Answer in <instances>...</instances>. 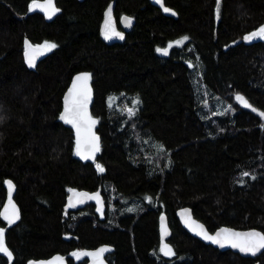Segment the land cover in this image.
Here are the masks:
<instances>
[{"label":"trees","instance_id":"trees-1","mask_svg":"<svg viewBox=\"0 0 264 264\" xmlns=\"http://www.w3.org/2000/svg\"><path fill=\"white\" fill-rule=\"evenodd\" d=\"M111 1L56 0L60 12L48 22L28 13L32 0H0V212L6 179L21 212L13 226L0 216L13 253L12 261L0 254V264L102 244L114 247L109 264H264V250L253 257L221 251L176 216L189 206L211 231L264 233V39L242 40L264 26V0H165L177 17L149 0H117L116 17L130 15L134 25L109 44L100 26ZM45 43L56 47L29 67L25 48ZM81 70L91 73L99 120L95 163L75 157L74 132L60 119ZM236 89L251 108L228 113ZM74 190H99L104 208L68 211ZM162 214L171 258L160 252ZM86 262L68 257V264Z\"/></svg>","mask_w":264,"mask_h":264},{"label":"snow or ice","instance_id":"snow-or-ice-1","mask_svg":"<svg viewBox=\"0 0 264 264\" xmlns=\"http://www.w3.org/2000/svg\"><path fill=\"white\" fill-rule=\"evenodd\" d=\"M41 8L45 12L48 13L49 17L54 15L59 9L55 8L53 0H46V3L40 4L38 0H32V9ZM164 11H171L168 8H165ZM219 14V6L217 7V15ZM108 20L105 22V30L104 36L106 39H112L113 36H119L123 38V34L116 32L114 27H112L111 22V8L108 10ZM124 22L126 25H131V18L125 17ZM264 39V26H261L257 31L250 33L245 36L244 39L251 41L253 39ZM187 37L184 38L186 40ZM177 44L183 43V41H177ZM45 50H51L56 47L55 44L45 43L42 46ZM171 47V45H170ZM33 46L31 44L28 45V50L26 51V56L28 58V63L30 66H35V57L33 55ZM158 51L167 54L168 49H158ZM90 74H82L76 77V81L78 83H74L73 89L70 90L68 97L65 100V110L61 119L65 120L67 123L73 124L76 127L77 134V147L76 153L77 155H81L83 159H95V153L98 152L99 149V137L95 136L94 133L91 132V127L94 126L97 121L91 119L87 113V103L90 100V89L88 88V81L90 80ZM236 99L240 101L244 106L251 108V105L248 104L247 100L240 95H237ZM137 103L139 101L137 100ZM127 111L134 115L133 109H127ZM261 116H264V112L260 113ZM97 168L99 171L103 172L104 168L102 165L97 164ZM244 175H249L248 173H244ZM9 185V195L11 191L14 189V185H12L11 181L8 182ZM87 194L84 193H75L77 197V203H82L83 201L79 199L81 196H85ZM88 199H98V194L88 196ZM10 209L6 208L4 212V218L9 221V223H13L15 220L19 219V211L15 207L14 204L11 203V199L9 198ZM70 207L75 206L71 201L69 204ZM187 213V210H185ZM163 219V218H162ZM186 223H189L192 226V230L197 232L199 235L203 236L204 239L210 240L216 244H219L223 247L225 244L231 245L234 248H238L240 251L245 253H251L255 255L258 251L264 249V233L251 231L247 233L234 232L228 229H222L220 232H217L215 236L209 235L207 231L203 228L202 225L196 224L194 221H191L190 215H186ZM194 225V226H193ZM162 230L165 235H167V226L166 224L162 225ZM107 248H101L94 253H73L74 256L87 255L92 256L96 260V264H103V253L108 251ZM161 251L166 256L175 255L172 248L165 244ZM0 253L6 254L9 258L12 257L11 251L7 248L5 239H4V230L0 229ZM56 261L59 264H63L61 258L57 257Z\"/></svg>","mask_w":264,"mask_h":264},{"label":"water","instance_id":"water-1","mask_svg":"<svg viewBox=\"0 0 264 264\" xmlns=\"http://www.w3.org/2000/svg\"><path fill=\"white\" fill-rule=\"evenodd\" d=\"M116 1L117 0H112L108 6L106 7L105 9V12H104V16H103V20L101 22V26H100V34L103 38V40L109 44H116V43H121L125 37H126V32L129 31L133 25H134V18L130 15H127V14H124L123 16H121L119 19L116 17V14H115V8H116ZM154 6L158 7L163 14L167 15V16H173V17H177V12L167 6L165 4V0H149ZM38 3L40 4H44L46 3V0H38ZM53 3L55 5V8L59 9L58 12H56L54 15H52L51 17H49L48 13L45 12L44 10H42L41 8H35V9H32V2L29 4V8H28V13H34V12H38L40 14H42L45 18L46 21H52L55 17V15H57L59 12H60V8L57 6L56 4V0H53ZM109 8H111V22H112V27H114L115 31L116 32H119V33H122L123 34V38H120L119 36H113L112 39H106L105 36H104V30H105V22L106 20H108L109 16H108V10ZM165 8H168L170 9L171 11H164ZM125 17H129L131 18V25L128 26L125 24L124 22V18ZM119 22L122 26V28L119 27ZM174 43H170L167 47L165 48H160V49H168L167 51V54H164L163 52L159 51V54L160 55H163V56H166L168 55L169 53V50L170 48L173 46ZM177 44V43H175ZM29 45V44H28ZM28 45L27 47L25 48V61H26V64L31 67V68H34L38 62L42 59H44L47 55V50H45L44 48L42 47H37L35 45H32L33 46V55L35 57V66H30L29 63H28V58L26 56V51L28 50ZM171 45V47H170ZM82 74H90V77H91V73L88 71V70H81V71H78L76 72L71 81H70V84L68 85L65 93H64V96H63V108H62V111H61V114H60V119L62 117V115L64 114V110H65V100H66V97H68L69 95V92L70 90L73 89V85L74 83H78L76 81V77L77 76H80ZM88 88L90 89V100L89 102L87 103V113H88V116L91 117V119H94L97 121V123L91 127V132L95 134V136L99 137V151L95 153V159H83L81 155H77L76 153V147H77V144H76V141H77V134H76V127L73 125V124H70V123H67L65 120L61 119V121L68 127H70L73 132H74V135H75V146H74V153H75V157L82 161V162H88V163H95L100 155V152H101V136L100 134L98 133L97 131V128H98V124H99V120L97 117H95L93 114H92V106H93V103H94V88H93V84H92V78H90V80L88 81ZM246 100L247 98L245 96H243ZM248 102V100H247ZM242 104V103H241ZM249 104V103H248ZM243 105V104H242ZM244 106V105H243ZM11 181L12 185H14V189L11 191V194L9 195V185H8V182ZM5 188H6V191H7V194H6V199H5V202L3 204V207L1 209V212H0V216L3 220H5L9 225L13 226L15 225L16 223H18V221L20 220L21 218V212H20V208L17 204V202L15 201L14 199V194H15V183L11 180V179H6L5 180ZM75 193H84V194H87L85 196H81L79 197L80 200H82L83 202L82 203H77V197L75 196ZM98 194V199H88V196H92V195H96ZM9 198L11 199V203L15 205V207L18 209L19 211V219L15 220L13 223H9V221L7 219L4 218V212H5V209L6 208H9L10 209V205H9ZM70 201L75 205L73 207H70L69 204H70ZM88 203H95L97 205V207L99 209H102L104 208L105 206V203L103 201V196L101 194V192L99 190H96V191H93V192H89L87 190H74L72 192H70V194L68 195V198H67V203H66V209L68 211H74V210H78V209H81L83 207H85ZM185 210H187V213H185ZM186 215H190V218H191V221H194L196 224H199V225H202L203 228L207 231V233L209 235H212V236H215L217 232H220L222 229H228V230H232L234 232H240V233H247V232H251V231H256V232H260V233H263L262 231L258 230V229H238V228H234V227H230V226H222V227H219L217 228L216 230L214 231H211L207 228V226L202 222L200 221L199 219H197L195 216H194V213H193V210L192 208H190L189 206H182L180 207L179 209H177L176 211V216L177 218L179 219L182 227L190 234L192 235L193 237L195 238H198L200 239L201 241H203L204 243L208 244V245H212L214 246L215 248H218L219 250L221 251H227V250H231L233 252H236V253H239L240 255L244 256V257H253V256H256V255H259L264 249L258 251L255 255L251 254V253H245V252H242L240 251L238 248H234L232 247L231 245H228V244H225L223 247H221L219 244H216L210 240H206L203 238V236L199 235L197 232L193 231L192 230V226L189 225V223H186ZM163 218V219H162ZM160 252L161 254L165 257V258H171L172 256H166L164 255V253L161 251V249L164 247L165 244L169 245L172 250L174 251L175 253V249L173 247V245L168 241V238L170 237L171 235V228L168 224V219H167V215L166 214H162L160 216ZM166 224L167 226V235L164 234L163 230H162V225ZM194 226V225H193ZM0 229H3L4 230V239H5V243H6V229L1 227L0 226ZM6 246L7 248L11 251V249L8 247L7 243H6ZM101 248H107L109 249L108 251L104 252L103 253V264H109L108 260H107V256L113 252L114 250V247L110 244H102V245H99L98 247L96 248H85V249H81V250H78V251H72L70 252L68 255H63L61 253H56L48 258H41V259H32L30 260L27 264H59L58 261H56V258L59 257L62 259L63 261V264H68V257H72L74 258L75 261H78V262H81V261H84V260H87L86 264H96V260L94 257L92 256H87V255H81V256H74L73 253H94L96 252L97 250L101 249ZM12 253V251H11ZM1 255H4L6 256L10 261L13 260V253H12V257L9 258L6 254L4 253H0Z\"/></svg>","mask_w":264,"mask_h":264},{"label":"flooded vegetation","instance_id":"flooded-vegetation-1","mask_svg":"<svg viewBox=\"0 0 264 264\" xmlns=\"http://www.w3.org/2000/svg\"><path fill=\"white\" fill-rule=\"evenodd\" d=\"M119 27L122 28L120 22H119ZM249 34H250V33L245 34V35L242 37V40H243L245 43L250 42V41L244 39V37L247 36V35H249ZM254 40H255V39L251 40V42L254 41ZM182 41H183L182 44H184V43L187 41V39H186V40L183 39ZM239 41H241V39H240ZM175 45L178 46L179 44H175V42H174L173 46H175ZM173 46H172V47H173ZM165 47H167V46H165ZM165 47H162V48H165ZM172 47H171V48H172ZM160 48H161V47H160ZM171 48H170V50H171ZM170 50H169V52H170ZM168 54H169V53H168ZM161 56H163V55H161ZM166 56H168V55H166ZM164 57H165V56H164ZM197 59H198V58H197ZM197 61H198V60H197ZM197 64H198V67H199V66H200L199 63H197ZM186 65H187L188 67L192 68V67L194 66V63H193V61H189ZM237 95L245 96V97L247 98V100H248V103L250 104V100H249V98L247 97V95H246L243 91H240V90H237V89H236L235 92H234V94H233V96H232V104L228 106V109H227V112H228V113H232V112L235 110V108H238V109L240 108V109H246V110H249V107L243 106V105L241 104V102L238 101V100L236 99ZM250 105H251V104H250Z\"/></svg>","mask_w":264,"mask_h":264}]
</instances>
